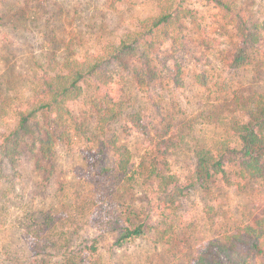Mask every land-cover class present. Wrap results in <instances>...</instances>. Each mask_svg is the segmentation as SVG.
I'll return each instance as SVG.
<instances>
[{
    "label": "rangeland",
    "instance_id": "rangeland-1",
    "mask_svg": "<svg viewBox=\"0 0 264 264\" xmlns=\"http://www.w3.org/2000/svg\"><path fill=\"white\" fill-rule=\"evenodd\" d=\"M157 1L0 0V136L15 125V111L31 98L49 60L60 66L66 57L101 51L157 15ZM222 1L246 12L251 24L264 21V0ZM183 5L189 10L181 19L185 42L179 49L163 45L157 80L139 89L123 78L124 114H139L146 125L145 133H125L122 117L111 125L131 154L126 172L103 148L89 90L63 126L49 114L38 116L40 136L53 143L52 158L30 137L14 165L1 160L0 264H55L62 254L81 256L88 244L97 251L84 255L87 264H192L209 242L225 244L264 218V180L243 178L236 154L225 157L230 187L211 177L185 188L173 213L148 207L161 176L188 182L194 152L220 147L228 137L224 125L264 97V56L251 52L247 66L228 69L235 28L208 0ZM231 146L238 149L239 141L233 138ZM138 223L143 236L116 242L125 226Z\"/></svg>",
    "mask_w": 264,
    "mask_h": 264
},
{
    "label": "trees",
    "instance_id": "trees-1",
    "mask_svg": "<svg viewBox=\"0 0 264 264\" xmlns=\"http://www.w3.org/2000/svg\"><path fill=\"white\" fill-rule=\"evenodd\" d=\"M184 0H158L159 13L139 23L138 29L127 33L117 42H109L99 52L82 56L66 57L60 66L48 61L35 82L31 98L18 108L16 123L0 136V163L14 165L19 145L27 138L35 137L44 158H52L53 143L41 137L37 119L42 113L49 114L56 125L63 126L71 115L73 104L89 90L91 107L96 112L97 128L105 151L115 158L117 169L124 173L131 162L128 148L120 144L111 125L119 118L125 122L123 131L146 132L145 122L139 114H124L122 96L124 76L131 77L139 89L157 80L156 65L162 64V47L168 44L179 49L185 42L181 19L188 15ZM217 9L221 19L236 30L237 43L228 55L225 65L238 70L249 64L251 52L264 56V21L250 23L246 12L235 10L222 0H208ZM171 80L179 84L177 77ZM242 118L225 124L228 137L217 149L194 152L193 169L188 182L181 183L174 176H161L154 195L148 199L150 211L173 213L179 205L183 190L191 188L204 179L215 177L224 187L231 182L225 171L228 154L238 155L234 161L241 176L251 180H264V97L258 95L251 105L243 106ZM236 138L239 148L231 146ZM145 233L142 223L125 226L116 242L122 244L140 238ZM66 239V238H65ZM60 242L67 244V239ZM56 246L54 242H48ZM60 245H58L60 247ZM59 249V248H57ZM96 244L83 247L81 256L62 254L55 264H87L84 255H93ZM192 264H264V218L257 227H245L227 237V243L207 244L205 254Z\"/></svg>",
    "mask_w": 264,
    "mask_h": 264
}]
</instances>
